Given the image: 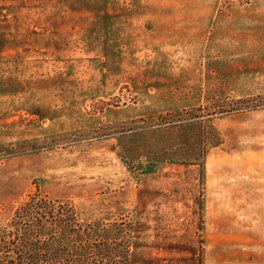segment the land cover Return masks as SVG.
<instances>
[{"label": "rangeland", "instance_id": "1", "mask_svg": "<svg viewBox=\"0 0 264 264\" xmlns=\"http://www.w3.org/2000/svg\"><path fill=\"white\" fill-rule=\"evenodd\" d=\"M35 193L107 264H264V0H0V227Z\"/></svg>", "mask_w": 264, "mask_h": 264}, {"label": "trees", "instance_id": "2", "mask_svg": "<svg viewBox=\"0 0 264 264\" xmlns=\"http://www.w3.org/2000/svg\"><path fill=\"white\" fill-rule=\"evenodd\" d=\"M94 232L72 202L35 193L0 227V264H107Z\"/></svg>", "mask_w": 264, "mask_h": 264}]
</instances>
